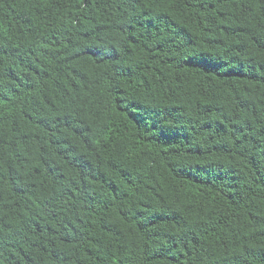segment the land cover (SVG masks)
<instances>
[{
	"label": "trees",
	"instance_id": "16d2710c",
	"mask_svg": "<svg viewBox=\"0 0 264 264\" xmlns=\"http://www.w3.org/2000/svg\"><path fill=\"white\" fill-rule=\"evenodd\" d=\"M0 264H264V0H0Z\"/></svg>",
	"mask_w": 264,
	"mask_h": 264
}]
</instances>
